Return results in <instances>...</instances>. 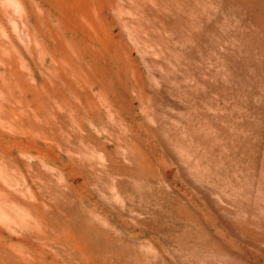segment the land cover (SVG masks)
Instances as JSON below:
<instances>
[{
    "label": "rangeland",
    "instance_id": "obj_1",
    "mask_svg": "<svg viewBox=\"0 0 264 264\" xmlns=\"http://www.w3.org/2000/svg\"><path fill=\"white\" fill-rule=\"evenodd\" d=\"M0 264H264V0H0Z\"/></svg>",
    "mask_w": 264,
    "mask_h": 264
}]
</instances>
